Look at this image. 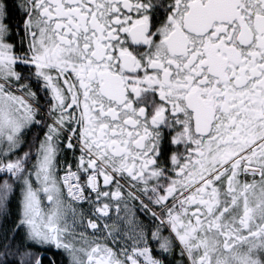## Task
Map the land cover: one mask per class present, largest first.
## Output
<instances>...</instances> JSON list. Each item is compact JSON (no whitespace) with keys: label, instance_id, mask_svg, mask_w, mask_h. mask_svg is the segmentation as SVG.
<instances>
[{"label":"snow or ice","instance_id":"1","mask_svg":"<svg viewBox=\"0 0 264 264\" xmlns=\"http://www.w3.org/2000/svg\"><path fill=\"white\" fill-rule=\"evenodd\" d=\"M0 264H264V0H0Z\"/></svg>","mask_w":264,"mask_h":264},{"label":"flooded vegetation","instance_id":"2","mask_svg":"<svg viewBox=\"0 0 264 264\" xmlns=\"http://www.w3.org/2000/svg\"><path fill=\"white\" fill-rule=\"evenodd\" d=\"M82 229H78V231H81ZM87 235L89 236V237H91V231L89 230L88 232H87Z\"/></svg>","mask_w":264,"mask_h":264},{"label":"rangeland","instance_id":"3","mask_svg":"<svg viewBox=\"0 0 264 264\" xmlns=\"http://www.w3.org/2000/svg\"><path fill=\"white\" fill-rule=\"evenodd\" d=\"M81 231H84V229H82Z\"/></svg>","mask_w":264,"mask_h":264}]
</instances>
